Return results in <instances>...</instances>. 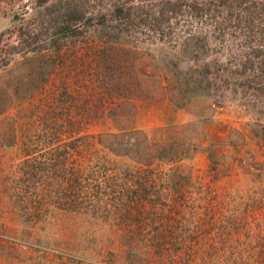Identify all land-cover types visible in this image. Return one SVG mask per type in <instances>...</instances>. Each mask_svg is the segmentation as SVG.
I'll return each mask as SVG.
<instances>
[{
	"label": "rangeland",
	"instance_id": "374dc122",
	"mask_svg": "<svg viewBox=\"0 0 264 264\" xmlns=\"http://www.w3.org/2000/svg\"><path fill=\"white\" fill-rule=\"evenodd\" d=\"M169 2L180 21L208 5L0 0V264H264V8L247 19L232 0L212 11L218 23L173 17V43L96 23L54 42L46 28L68 4L84 21ZM122 128L154 153L138 206L111 190L103 200L86 172L97 158L130 162L112 139Z\"/></svg>",
	"mask_w": 264,
	"mask_h": 264
},
{
	"label": "trees",
	"instance_id": "16d2710c",
	"mask_svg": "<svg viewBox=\"0 0 264 264\" xmlns=\"http://www.w3.org/2000/svg\"><path fill=\"white\" fill-rule=\"evenodd\" d=\"M227 1L232 0H207V9L205 8L203 12H198V7H194L190 5L188 12L184 15V17L180 21V17H177V9L182 8V5L179 3H171L163 4L158 13L155 11L151 14L140 16L137 12H135L134 6H126L124 4L115 5L112 10H110L109 14H99L96 18L93 16L87 17L83 21V16L79 15V12L76 7L72 4H68L63 6L62 10H59L55 16L54 20L56 21L54 24H49V27H46L48 30L52 29L51 36L52 39H55L54 42H58L61 40L72 39L73 37H79L84 35L86 29L89 27H93L98 24L101 26H109L111 29L116 30L113 37L122 38V34H149L150 33H160L162 41L168 40L170 43L175 41V31L176 28L173 26L172 18L174 17L175 25L183 22H190L192 24L193 21H197L198 19H202L205 16L208 18L207 21H214V23H218V19H216L215 14L212 15V11L215 8L221 7ZM233 4L241 11H245L247 13V19H252L253 16L258 13V18L261 17L260 10L264 8V0L256 1V0H233ZM169 6V9L166 6ZM181 5V6H180ZM256 7L258 10H256ZM193 9V11H190ZM216 10V9H215ZM175 15V16H173ZM264 15V14H263ZM188 17V18H187ZM110 22V23H109ZM96 23V24H95ZM117 23L116 25H113ZM210 22L208 25L212 24ZM220 26V25H219ZM19 35H24V29L22 27L19 28ZM26 33V32H25ZM132 36V35H131ZM26 37L24 38V40ZM124 39V38H123ZM125 40V39H124ZM178 42V40H176ZM117 133L112 134V139L114 143H117L121 146V149L125 146L131 148L133 152L131 153L130 162H126L123 165L115 164L113 160L109 157L103 155V153L98 152L97 156L99 158H106L113 162L111 165L102 161V159H95L93 163L95 165L92 169L86 172L93 174L92 178L96 180L97 191L100 196L105 199V194L108 190L112 192L107 197L108 200H122L124 196L130 197L132 205H139V200H144L148 198L149 190H148V182L154 183V176L150 172L153 170V151L151 145L146 144V138L144 137V132L138 129H126ZM144 137V138H143ZM85 137H80L77 139H84ZM129 138H132L129 142ZM143 138V139H142ZM139 139H142L139 140ZM9 145V144H7ZM11 145V144H10ZM112 152V151H110ZM214 152V151H213ZM157 153V154H156ZM156 155L160 153H168L171 154V147L167 149V147H161L160 150L156 151ZM212 155V153H210ZM67 170L66 172H68ZM24 173V172H23ZM80 177L81 174L79 172ZM26 180V178H23ZM115 188H119V190H114ZM25 191V190H24ZM131 210L132 207L127 205Z\"/></svg>",
	"mask_w": 264,
	"mask_h": 264
}]
</instances>
